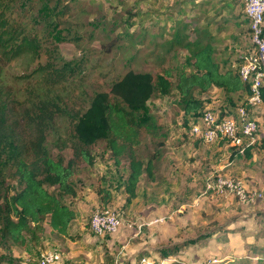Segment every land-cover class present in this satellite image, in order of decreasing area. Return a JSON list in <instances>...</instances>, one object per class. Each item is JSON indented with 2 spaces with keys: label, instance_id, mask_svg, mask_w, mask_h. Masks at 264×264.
<instances>
[{
  "label": "rangeland",
  "instance_id": "1",
  "mask_svg": "<svg viewBox=\"0 0 264 264\" xmlns=\"http://www.w3.org/2000/svg\"><path fill=\"white\" fill-rule=\"evenodd\" d=\"M0 19L17 33L16 43L25 37L36 46L17 57L0 51V101L8 104L17 144L32 154L39 120H45V144L52 157L61 154L72 168L70 183L77 193L74 199L60 196L45 184L76 213L67 236L52 233L47 220L38 240L28 238L25 246L0 235V264H36L45 252L58 253L61 264H264V151L255 147L247 159L225 144H203L190 137L173 87L168 96L150 99L141 112L155 119L158 130L153 135L141 130L136 155L143 162L153 154L157 158L153 180L140 178L131 204L126 205L123 189L125 157L116 166L105 141L86 148L90 164L73 155L74 148H83L73 133L76 113L88 107L94 94L107 93L125 72H147L155 78L166 69L174 86L180 73L193 70L186 44L194 40L213 45L222 69L235 66L250 45L241 3L0 0ZM195 97L219 110L238 102L236 95L228 97L217 89ZM255 111L264 138V107ZM5 162L0 170L6 184L16 188L15 167ZM215 174L234 177L261 197L240 203L231 195L215 194L206 189V178ZM99 190L109 193L103 207L121 221L113 235L97 236L89 228L104 198ZM165 250L173 252L162 260Z\"/></svg>",
  "mask_w": 264,
  "mask_h": 264
},
{
  "label": "trees",
  "instance_id": "2",
  "mask_svg": "<svg viewBox=\"0 0 264 264\" xmlns=\"http://www.w3.org/2000/svg\"><path fill=\"white\" fill-rule=\"evenodd\" d=\"M184 28L185 25L175 30L174 39L179 37V31ZM16 40L17 33L0 19V51L4 56L17 57L24 52H34L36 46L31 39L21 37L17 43ZM186 48H189L188 61L193 70L188 74L180 73L174 86L169 70H162L155 78L147 72L129 70L111 84L107 93L94 94L88 107L75 115L73 133L83 148H74V157L90 164L91 156L86 148L105 141L116 166L123 157L128 160V173L123 185L126 205L136 199L138 183L143 175L148 182L153 180L156 154L143 162L135 150L140 144L141 130L152 135L158 130L151 115H141L150 99L168 96L173 87L184 115L182 123L188 127L208 106L203 99H197L196 94L203 95L217 89L228 97L236 95V107L231 102V107L226 110L216 109L221 115L236 110L250 95L248 83L242 81L238 74L240 57L235 66L222 69L214 59L215 49L211 43L194 40L186 44ZM260 97L264 107V88L261 89ZM45 116L49 121L50 116L46 112ZM8 117V104L0 101V167L4 168L5 161L9 160L15 167L14 180L17 183L16 188L6 184V177L0 170V235L13 245L25 246L28 238L38 240L43 232V222L47 220L52 233L65 237L76 213L61 202L57 195L48 192L44 185L55 187L60 196L76 198L77 193L70 183L73 170L61 154L52 157L49 152L44 138L47 129L45 120H39L38 137L31 143L33 153L27 155L25 148L18 146L19 136L15 132L14 122L9 121ZM259 124L258 121V129ZM259 130L257 143L244 151L247 159L255 147L264 151V138H260ZM219 144L223 145V142ZM97 193L104 196L100 200V208H104L109 193L104 190ZM171 252L165 250L160 254L161 259Z\"/></svg>",
  "mask_w": 264,
  "mask_h": 264
},
{
  "label": "built area",
  "instance_id": "3",
  "mask_svg": "<svg viewBox=\"0 0 264 264\" xmlns=\"http://www.w3.org/2000/svg\"><path fill=\"white\" fill-rule=\"evenodd\" d=\"M239 2L248 21L250 45L240 56L238 74L248 83L250 95L236 110L223 115L207 106L199 118L189 124L188 134L203 144L223 142L242 154L258 141V120L254 114L255 108L262 106L260 96L264 88V0ZM206 189L215 194L231 195L240 203H253L261 197L255 190H248L240 180L224 174L207 177ZM120 225L119 217L108 207L97 209L89 221L90 230L97 236L113 235ZM36 264H61V258L56 252H45L40 254Z\"/></svg>",
  "mask_w": 264,
  "mask_h": 264
},
{
  "label": "crops",
  "instance_id": "4",
  "mask_svg": "<svg viewBox=\"0 0 264 264\" xmlns=\"http://www.w3.org/2000/svg\"><path fill=\"white\" fill-rule=\"evenodd\" d=\"M261 107V106H260ZM264 113V111H263ZM255 115V114H254ZM256 117V116H255ZM256 119L259 121V123L261 122L260 118L259 117H256Z\"/></svg>",
  "mask_w": 264,
  "mask_h": 264
},
{
  "label": "clouds",
  "instance_id": "5",
  "mask_svg": "<svg viewBox=\"0 0 264 264\" xmlns=\"http://www.w3.org/2000/svg\"><path fill=\"white\" fill-rule=\"evenodd\" d=\"M246 19V18H245ZM248 22V21H247Z\"/></svg>",
  "mask_w": 264,
  "mask_h": 264
}]
</instances>
